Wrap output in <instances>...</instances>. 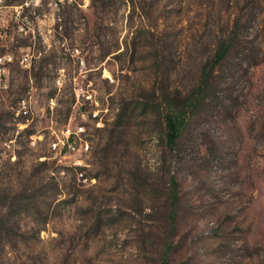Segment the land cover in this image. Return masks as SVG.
<instances>
[{"label": "rangeland", "instance_id": "1", "mask_svg": "<svg viewBox=\"0 0 264 264\" xmlns=\"http://www.w3.org/2000/svg\"><path fill=\"white\" fill-rule=\"evenodd\" d=\"M6 1L0 264H264V0ZM221 41L170 147L165 99Z\"/></svg>", "mask_w": 264, "mask_h": 264}, {"label": "trees", "instance_id": "2", "mask_svg": "<svg viewBox=\"0 0 264 264\" xmlns=\"http://www.w3.org/2000/svg\"><path fill=\"white\" fill-rule=\"evenodd\" d=\"M57 6H62L61 0H53ZM67 0H65L66 2ZM14 2L17 4H22L20 0H9L6 1L3 5H13ZM77 6V3L72 2ZM12 27L8 24L6 26L0 24V36L11 34ZM27 43L23 42L18 45V47H26ZM4 46L0 45V50L2 53ZM229 48V42L221 41L217 47V51L214 54V58L210 63L203 66L201 71L200 81L195 89L189 92L183 99L177 103L165 99V110L163 112V122H164V135L166 142L170 147H173L181 138L185 126L187 125L188 118L193 109L201 103L205 98V92L208 86V81L210 73L213 69V66L220 62L227 54ZM30 135L31 133L28 132ZM160 264H169L167 257L163 256Z\"/></svg>", "mask_w": 264, "mask_h": 264}, {"label": "built area", "instance_id": "3", "mask_svg": "<svg viewBox=\"0 0 264 264\" xmlns=\"http://www.w3.org/2000/svg\"><path fill=\"white\" fill-rule=\"evenodd\" d=\"M23 111L27 110L23 109ZM86 140V136H83L82 133V125H77L74 128L67 126V130L63 133V137L54 141L52 143V148L55 150V154L58 155L62 153L63 155H72L76 152L81 153V145H85ZM74 163L76 164V162Z\"/></svg>", "mask_w": 264, "mask_h": 264}, {"label": "bare ground", "instance_id": "4", "mask_svg": "<svg viewBox=\"0 0 264 264\" xmlns=\"http://www.w3.org/2000/svg\"><path fill=\"white\" fill-rule=\"evenodd\" d=\"M23 113H26V111H22ZM93 117H95L96 116V113H92L91 114ZM88 148H89V145H88V142L86 141L85 142V145H81V151H87L88 150Z\"/></svg>", "mask_w": 264, "mask_h": 264}]
</instances>
